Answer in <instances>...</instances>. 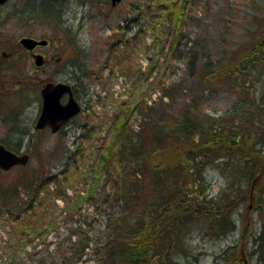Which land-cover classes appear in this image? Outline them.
Returning <instances> with one entry per match:
<instances>
[{"label":"rangeland","instance_id":"rangeland-1","mask_svg":"<svg viewBox=\"0 0 264 264\" xmlns=\"http://www.w3.org/2000/svg\"><path fill=\"white\" fill-rule=\"evenodd\" d=\"M81 1L95 5L93 9L99 14L82 16L78 13L67 19L72 31L67 30V45L62 48V59L66 61L68 52L75 54L72 34L76 32L78 46L86 48V65L76 76L82 78V88L90 87V98L82 94L83 112L60 134L30 129L33 141L38 138V143L29 141L31 138L26 136L19 148L24 152L27 150L30 156L25 167H14L8 172L0 170V191L21 192L20 200L13 193L15 204H12V212L20 214V218L13 219L6 213H0V264H72L63 258L66 249L64 239L69 231L73 234L72 240L78 235L93 236L98 215L92 209L90 196L102 186L103 181L99 179L103 174L98 176L100 169H96L98 155L113 145L115 123L126 119L127 128L136 130L143 122L141 116L145 118L154 112L161 115L164 108L168 111L170 106L173 109L188 106L197 112L223 115L235 102L241 101L243 91L235 90L234 85V79L237 82L243 79L241 68L244 63L239 64L240 61L256 53L259 61L264 62V57L258 54V50L264 49V0H122L111 8L101 7L97 1ZM172 9L175 19H178L175 33H181L171 45L174 25H170L167 18ZM136 16L140 18L138 23L133 21ZM80 24L82 28L77 30ZM6 29L1 38L14 43V26ZM193 51L201 57L195 65L190 63ZM206 59H212L211 64L216 62L215 65L220 64L218 60H225L226 67L204 83L201 82V70L202 61ZM58 67L50 64L44 71L45 75L35 74L34 82L37 84L44 76L51 80H68L65 73L57 71ZM258 69L254 67L257 72ZM65 72L73 75L75 70L66 67ZM10 78L11 75L0 78L2 91L9 83L12 84ZM229 78L232 79L231 85ZM249 78L255 80L254 75H249ZM262 85L264 78L260 82L261 88ZM34 102L33 111L29 110L25 115H34L35 119L38 96ZM140 102L149 108H145L142 114L133 111L135 103ZM10 126L8 123L0 125V142H3L2 138ZM81 131L88 134L87 137L80 136ZM75 134L78 138L73 137ZM64 167L66 172L59 173ZM51 175H56L60 189L66 190L69 207L63 200L56 202L50 198L41 206L36 201L32 202L33 206L23 214L22 207H28V195L36 193L28 189L38 186L34 182L29 187L31 179L39 183ZM208 178L212 182L213 193L217 192L223 181L211 170ZM43 196L40 193L39 197ZM20 204L21 208H16ZM29 216L30 219L27 218ZM26 225L36 230L34 237L21 232ZM41 230L44 232L40 233ZM235 237L236 234H232L214 240H193L199 252L198 261L191 259L186 264H213V256L232 244ZM233 253L229 251L228 254L231 256ZM89 257L85 264L92 260ZM248 263L258 264V258H249Z\"/></svg>","mask_w":264,"mask_h":264},{"label":"trees","instance_id":"trees-1","mask_svg":"<svg viewBox=\"0 0 264 264\" xmlns=\"http://www.w3.org/2000/svg\"><path fill=\"white\" fill-rule=\"evenodd\" d=\"M170 12L167 20L174 25L172 45L181 31L176 35L178 19L173 9ZM139 20L138 16L133 19L136 23ZM193 52L190 63L195 65L201 57ZM258 54L264 57V49ZM218 61L219 65L211 64L212 59L202 61L201 82L226 67L225 60ZM243 63V79H234L235 90L243 91L241 101L223 115L170 106L161 115L141 116L143 122L136 130L127 128L126 119L115 123L113 149L110 145L98 155L96 169H100L98 176L103 174L99 179L102 186L90 196L98 215L97 226L92 237L78 235L72 240L73 234L68 232L65 260L85 264L90 256L89 264H186L191 259L198 261L193 240L236 234L232 244L213 256V264H249V258L254 257L258 264H264V85L260 87L264 62L254 53L239 64ZM84 66L83 61L72 67L73 90L90 98L89 86L82 88V78L76 76ZM252 73L255 80L249 78ZM160 101L163 103L162 98ZM145 108L149 109L146 103H135L133 111L142 114ZM7 145L12 150L19 147ZM210 170L223 181L215 193L208 178ZM64 171L65 167L59 173ZM32 179L29 187L34 182L38 186L28 189L36 193L28 195L23 214L32 202L41 206L50 198L63 200L69 207V197L60 189L56 175L39 183ZM39 192L44 196L39 197ZM13 193L20 198L19 191L1 189L0 212L19 219L20 214L12 212ZM21 232L34 237L36 230L26 225ZM229 251L233 255L229 256Z\"/></svg>","mask_w":264,"mask_h":264},{"label":"flooded vegetation","instance_id":"flooded-vegetation-1","mask_svg":"<svg viewBox=\"0 0 264 264\" xmlns=\"http://www.w3.org/2000/svg\"><path fill=\"white\" fill-rule=\"evenodd\" d=\"M92 1L101 3V7L110 6L109 0ZM94 6L89 1L83 3L81 0H6L0 3V78L11 75L12 82L3 91V84L0 85V125H11L3 141L23 145L26 131L35 127L40 113L42 89L51 82L67 81L51 80L44 76L36 84L34 78L35 74L45 75L44 71L50 64L60 66L57 71L66 75L67 60L64 62L62 59V48L67 45V29L70 28L67 19L78 13L82 16L86 13L87 16L99 14L93 9ZM11 26H14V43L10 44L1 38V33ZM23 39L43 43L30 48L22 43ZM36 59L39 60L38 64ZM36 96L40 108L34 119V115L29 117L25 113L33 111ZM66 101V96L62 97L61 102ZM29 141L33 142V139Z\"/></svg>","mask_w":264,"mask_h":264},{"label":"water","instance_id":"water-1","mask_svg":"<svg viewBox=\"0 0 264 264\" xmlns=\"http://www.w3.org/2000/svg\"><path fill=\"white\" fill-rule=\"evenodd\" d=\"M119 0H111L112 4H115ZM65 92L70 93L69 86L58 84V85H46L43 89V110L38 120L36 128H43L45 125L51 127V130L55 132L58 128L69 120L72 116L79 112L78 105L70 97L69 102L65 106H61L59 98ZM28 162L27 155H16L13 152L6 150L0 145V169L8 171L14 166H24Z\"/></svg>","mask_w":264,"mask_h":264}]
</instances>
